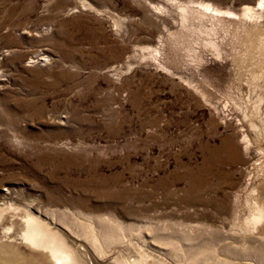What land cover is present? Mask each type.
I'll return each instance as SVG.
<instances>
[{
  "label": "rangeland",
  "instance_id": "374dc122",
  "mask_svg": "<svg viewBox=\"0 0 264 264\" xmlns=\"http://www.w3.org/2000/svg\"><path fill=\"white\" fill-rule=\"evenodd\" d=\"M255 2L0 0V207L73 245L63 264H256L254 233L234 228L264 181V4L242 15ZM153 46L229 106L153 63ZM192 231L220 240L195 251ZM13 244V264L67 260Z\"/></svg>",
  "mask_w": 264,
  "mask_h": 264
},
{
  "label": "bare ground",
  "instance_id": "6f19581e",
  "mask_svg": "<svg viewBox=\"0 0 264 264\" xmlns=\"http://www.w3.org/2000/svg\"><path fill=\"white\" fill-rule=\"evenodd\" d=\"M263 4H264V0H256L255 4L250 5L242 10V15L244 16V18L245 17L252 18L259 12L258 10L260 9V5H263ZM204 7L205 9H203V13L206 15H210V16L220 13L221 11L219 7H214L212 6V4H206ZM225 12L233 13V12H228V11H225ZM146 55L151 59L153 63L157 64V66L163 67L169 73L173 74L174 76L179 77L183 81H186L192 88H194L196 92H198V94L203 99L213 100V103L219 104L222 109H226L229 106L228 100H226L225 98H222L219 93H216L214 91L213 93L212 90L208 88L207 84L203 82L200 76H191V77L189 76L188 77L186 75L176 73L171 67L166 65L161 57V49L159 46L147 47ZM215 94H217V96ZM241 141L243 142L244 149L246 151L250 150V147H251L250 139L243 132L241 134ZM254 153L256 155H259V158H257L256 160L260 159L261 157H264V151L262 149L255 148ZM232 155H234L233 151H232ZM257 170L260 171L261 168L258 167ZM250 179H251V173L249 172L248 177L245 181L246 187L250 183ZM253 192H254L253 200H251L250 202L251 212L248 217L249 221L245 223L244 225L236 224V227L234 228L235 230L239 232H244L248 230L254 233L250 235L248 239L245 240L244 245L246 246L243 247V249L247 250V253H249L251 256H253L256 259L255 260L256 264H264V181L254 186ZM19 211L16 210L15 207L11 205L4 204L3 206L0 207V229H1V232H0V264H13L14 263V256L18 255V252L15 250L14 244H13L14 240L16 239L19 240L20 243L23 242L31 248H34V249L36 248V249L41 250L42 253L46 252V255L47 254L52 255V256L50 255L48 256L55 257L56 260H57V256H55L56 252L59 251V248H65V251L67 252V254L65 255L67 257V260H64L63 262H57L56 264H63L66 261H76L79 259L78 254L75 251L76 248L73 249L72 247L73 245L66 244L64 242L61 243V241L59 244L57 243L53 244L52 241H50V239L46 237L45 232L47 230V224L44 223V221L41 218L36 217L31 211L30 212L26 210L25 212L21 211L20 214H19ZM5 219H8L7 220L8 223L6 225L4 224L2 225ZM106 219L107 218H105V220ZM109 222L110 221H108V223ZM105 223L107 224V222ZM90 227H92V225ZM105 228L106 227L100 228V229L102 230ZM107 228L110 229L109 227ZM112 230L113 229H111V231ZM104 232L105 231H102V234ZM106 232L108 233V231ZM191 234H193L192 235L193 237L189 236L190 239L200 238L201 240L198 243L196 242L195 246H192L195 251H202V252L209 251L210 248L208 249L207 246L209 247V245H211L210 243H215L214 240L216 241L220 240V239H217L218 235L216 234L213 235L216 237V239H214L212 235H208L207 233H204V232L198 233V235H195L192 231ZM110 235L108 236L110 237ZM201 236H202V239H201ZM105 237H107V235ZM115 237H118V236H115ZM237 249L239 248H236V246L228 247V251L231 250L232 252H235V253ZM126 261H127V264H131L128 260ZM138 262L140 264H150L149 263L150 261L149 259H147V257L146 258L141 257ZM220 264H240V263H236V261L230 260V259H223V260L220 259Z\"/></svg>",
  "mask_w": 264,
  "mask_h": 264
}]
</instances>
